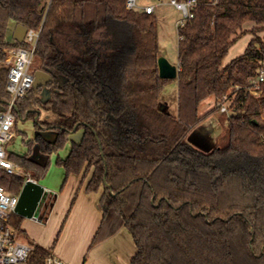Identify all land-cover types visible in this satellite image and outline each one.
Here are the masks:
<instances>
[{"label": "trees", "instance_id": "obj_1", "mask_svg": "<svg viewBox=\"0 0 264 264\" xmlns=\"http://www.w3.org/2000/svg\"><path fill=\"white\" fill-rule=\"evenodd\" d=\"M197 1L194 17L178 25L172 79L159 75L154 12L126 0H0V111L10 100L8 50L27 44L8 39L14 21L40 30L31 68L40 81L17 102L16 120L55 134L39 133L27 153H10L24 173H3L0 183L20 193L27 175L41 180L57 153L65 181L89 176L87 191L101 192L90 247L126 228L136 246L130 264H264V83L259 96L247 89L264 62V0ZM248 33L244 53L224 63ZM172 81L177 114L161 101ZM209 97L229 98V114L206 152L187 137L219 109L200 112ZM36 145L43 164L31 157ZM23 219L13 212L9 223L20 233ZM28 243L29 264H45L53 247Z\"/></svg>", "mask_w": 264, "mask_h": 264}, {"label": "rangeland", "instance_id": "obj_2", "mask_svg": "<svg viewBox=\"0 0 264 264\" xmlns=\"http://www.w3.org/2000/svg\"><path fill=\"white\" fill-rule=\"evenodd\" d=\"M171 0H137L139 6L151 4L155 7L154 14L158 17L157 27H158V33H159V44H160V54L161 56L167 58L172 64H176L178 60V42H179V36H178V25L181 24V21L184 19V15L181 10L177 9L171 2ZM15 24L14 21H11L9 31H8V39L12 40L14 30H15ZM261 36L264 35V32L260 33ZM253 35L243 34L240 36L235 43L230 47V50L228 52V55L226 56L224 63L230 62L233 58L241 55L244 53L245 49L248 47L249 41L253 39ZM10 64V63H8ZM37 63L33 61L32 67H35ZM31 67V68H32ZM162 104L165 108H168L170 112L177 114L178 112V102H177V82L172 81L168 84V86L165 88L162 97H161ZM218 100H216L214 97H209L206 100H204L200 105V112L204 113L209 108L215 107L218 105ZM221 114L220 108L214 112L212 115L208 116L206 119L202 121L201 124H199L194 130L191 131L189 136L187 137L188 141L193 143L195 146L200 148L203 151H211L217 144H219V139L221 136L225 133L224 125L221 121ZM30 123H32L30 121ZM32 126V125H31ZM30 126V127H31ZM28 133L33 130V128H30L29 126H26ZM205 127V129L203 128ZM24 120H16V124L14 126V131L17 133V136L14 140L8 143L7 145V151L9 153L18 151L24 153L26 149H28L25 145L22 143V137L24 136ZM36 130V126L34 127ZM27 136V134H25ZM31 141L28 140L27 143ZM206 141H209L207 144ZM214 142V143H211ZM26 143V144H27ZM212 147H210L211 145ZM69 149V144L62 150V155L65 156L67 154V151ZM50 166L45 174V176L40 180L41 182H44L45 184L55 183L56 178V158L50 157ZM14 162V161H13ZM16 163V162H14ZM43 180V181H42ZM50 181V182H49ZM49 184L51 186L52 184ZM51 189L54 190V188L51 186ZM47 195H45L44 198H42L40 205L35 212L34 217L27 218L24 217L23 219V225L22 229L23 231L19 233L18 239L24 240V241H32L35 244L43 245L49 243L50 247H53L52 252L56 254L58 248L59 250L61 247L59 246L60 243H62V236L64 235V229L65 233H67L69 229V223H68V214L69 211L65 212L64 215L61 217L58 216V213L56 212L54 216L51 218L50 214L52 212V208L54 205V202L52 200L49 202H46ZM48 205L47 209H45V205ZM45 209V210H44ZM50 219V220H49ZM12 227L13 225L10 224ZM46 227H48L50 233L55 231L54 236L52 239H48L49 233L46 232ZM41 232V235L47 236L45 238H42L39 241L34 235ZM90 243H88L85 247H72V251H74V254L78 256L83 261L86 260V262H94L92 264H100L101 258H103L104 251H97L94 252V246L89 247ZM67 250V247H65ZM56 251V252H55ZM79 254V255H78ZM58 255V254H57ZM61 257V256H60ZM62 258V257H61ZM65 262H67L64 258H62ZM98 261V262H95ZM68 263V262H67ZM70 264V263H68Z\"/></svg>", "mask_w": 264, "mask_h": 264}, {"label": "built area", "instance_id": "obj_3", "mask_svg": "<svg viewBox=\"0 0 264 264\" xmlns=\"http://www.w3.org/2000/svg\"><path fill=\"white\" fill-rule=\"evenodd\" d=\"M177 9L181 10L184 19L194 17L193 9L197 0H171ZM126 6L130 9H142L147 13L155 11L153 5L139 6L137 0H126ZM40 35V30L28 29L25 36L26 45L13 47L8 50V63H10L6 90L10 94L7 108L0 111V180L3 173L12 175L23 174L22 168L14 163L8 156L7 144L15 135L16 122L15 108L17 102L24 98L34 84V76L31 72L33 54ZM264 83V62L257 73L250 78L248 91L253 96H259L261 85ZM221 112H229V98L224 97L217 101ZM229 114V113H228ZM33 179L30 173L26 180ZM34 180V179H33ZM19 193L8 192L0 183V264H29L32 245L27 241L19 240V232L10 225L9 219L18 204ZM45 264H68L54 252L47 257Z\"/></svg>", "mask_w": 264, "mask_h": 264}, {"label": "crops", "instance_id": "obj_4", "mask_svg": "<svg viewBox=\"0 0 264 264\" xmlns=\"http://www.w3.org/2000/svg\"><path fill=\"white\" fill-rule=\"evenodd\" d=\"M151 5V4H147ZM145 6V5H143ZM155 12V11H154ZM179 64V60H177L176 65ZM47 96L45 92V97ZM175 114V113H174ZM30 121L32 123H30ZM32 125V126H31ZM26 126H31L30 128H33L29 133L27 131ZM35 123L33 120H24V136L22 137V143L26 146V143L28 140H33L36 138V136L40 133L44 137H46L49 140H53L55 137V134L50 131H44L34 129ZM200 126V125H199ZM205 129V127H203ZM27 134V136H25ZM17 136V133H15L12 140H14ZM80 134L76 133L71 136V139L73 141H79ZM11 140V141H12ZM10 141V142H11ZM208 144L209 141H206ZM211 143H214L211 141ZM210 143V145H211ZM8 145V144H7ZM28 148V146H26ZM71 144H69V149L67 151V154L70 150ZM212 147V145L210 146ZM28 152V149L24 153L22 152H11L13 154L17 155H23ZM8 152V156H9ZM67 154L65 156H67ZM60 155L62 157H65L62 155V151L60 152ZM31 157L39 161L40 163H45L47 161V157L38 149V146H34V150L31 154ZM55 157L57 160L58 154L53 153L51 156ZM49 157V158H50ZM56 182L50 183L51 186L54 188V190L51 189V186L49 184H45L44 182H41L40 180H36L38 183L42 184L45 187V192L43 195V198L47 195L46 202H49L53 200L54 205L52 208V212L50 214V217L52 218L54 214L57 212L58 216L61 217L64 215L65 212L69 211L68 214V223H69V229L67 233H65L64 229V235L62 236V243H60L61 249L59 250L56 248L59 256L64 258L68 263L70 264H81L82 259H80L76 254H74V251H72V247L76 246L78 247H85L88 243H92V240L98 231V228L100 226V223L102 221L103 211L100 208V198H101V192H89L86 189L87 182L89 180V176L83 177V175H70L68 179L65 181V171L62 167H59L56 164ZM31 175V172H30ZM32 177V176H31ZM43 181V180H42ZM40 205V204H39ZM49 205V203H48ZM47 203L45 205V209L48 207ZM44 209V210H45ZM50 220V219H49ZM23 225V221H22ZM22 227V226H21ZM48 231L49 236L48 239H52L54 236L55 231L50 233L48 227H46V232ZM39 241L42 238H45L47 236H42L41 232L34 235ZM51 241H49L50 243ZM44 247H50L49 243L45 244ZM89 245V247H90ZM43 246V245H41ZM67 247V250L65 249ZM94 252L97 251H104L103 258H101L100 264H130V261L133 257V255L136 252V246L134 244V241L132 239V236L128 229L122 228L120 229L116 234L113 236H110L96 245H94ZM79 255V254H78ZM94 262H86V260L83 261V264H92Z\"/></svg>", "mask_w": 264, "mask_h": 264}, {"label": "water", "instance_id": "obj_5", "mask_svg": "<svg viewBox=\"0 0 264 264\" xmlns=\"http://www.w3.org/2000/svg\"><path fill=\"white\" fill-rule=\"evenodd\" d=\"M28 28L22 24L15 27L13 38L18 42H24ZM159 75L162 78L176 79L178 76V65L172 64L167 58L160 56L158 59ZM39 74L35 75L34 84H39ZM17 106V105H16ZM4 111V110H2ZM45 187L36 180L28 179L25 181L20 193L15 213L22 217L32 218L37 211L43 198Z\"/></svg>", "mask_w": 264, "mask_h": 264}]
</instances>
